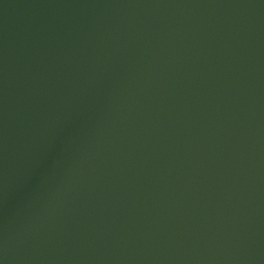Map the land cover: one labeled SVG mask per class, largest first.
Masks as SVG:
<instances>
[{"label": "water", "instance_id": "1", "mask_svg": "<svg viewBox=\"0 0 264 264\" xmlns=\"http://www.w3.org/2000/svg\"><path fill=\"white\" fill-rule=\"evenodd\" d=\"M0 264H264V0H0Z\"/></svg>", "mask_w": 264, "mask_h": 264}]
</instances>
